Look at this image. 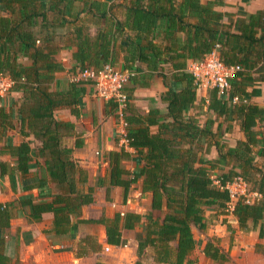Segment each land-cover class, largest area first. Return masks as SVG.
Returning <instances> with one entry per match:
<instances>
[{
	"label": "trees",
	"instance_id": "obj_1",
	"mask_svg": "<svg viewBox=\"0 0 264 264\" xmlns=\"http://www.w3.org/2000/svg\"><path fill=\"white\" fill-rule=\"evenodd\" d=\"M75 1L0 0V72L13 81L0 98V120L17 118L20 133H31L40 142L34 151L26 140L13 144L7 137L4 144V153L13 163L0 161V173H8L12 190L19 186L20 191L13 200L0 202V264H7L9 259L3 251L1 231L22 208L29 209L32 218L50 212L52 226L48 230L58 235L73 236L79 222L100 223L110 245H119L121 229L133 228L142 219V214L126 211L73 220L83 205L93 202L95 186L87 184V171L73 160L72 149L61 143L64 135L74 131V123L57 119L54 111L67 107L79 116L85 85L92 81L70 78L65 86L58 85L55 73L64 66L55 55L68 46L74 47L72 76L84 68L99 70L107 63L116 65L121 53V67L133 71L131 85H148L154 73L162 77L165 90L159 99L165 103L164 109L141 111L131 100L122 108L125 138L136 151V167L132 171L122 167L121 160L130 156L127 150H108L106 180L99 177L97 181V186L105 185L106 197L111 186L119 185L125 198L138 180L141 191L150 194L144 237L137 243L138 256L151 248L157 263L184 264L196 246L191 226L202 229L206 223L204 206L215 205L220 214H232L240 229H257L262 236L264 107L249 101L246 83L255 79L252 71L261 73L259 78L264 80V62L258 65V58L264 55V7L225 23L223 13L212 8L219 0H181L177 5L175 0H127L116 4L123 10L122 17L115 15L112 4L102 7L95 0H81L82 8L74 11ZM83 11L103 23L94 34L83 23ZM188 16L197 17L196 22ZM159 20L165 21L162 38L171 39L165 45L158 42V32H154ZM65 26L72 29L63 39L59 31ZM176 30L185 33L179 44L174 43ZM212 50L225 64L239 65L240 69L230 78L227 93L208 88L198 110L187 114L201 86L194 81L186 61L200 59ZM159 63H169L170 68ZM131 90L123 88L129 99ZM13 92H19L20 97L11 96ZM106 106L113 110L118 107L113 99H108ZM201 113L205 115L202 122ZM233 123L238 124L243 138L229 144L225 135ZM80 145L76 139L75 146ZM212 147L217 156L207 158ZM237 177L245 181L247 194L253 197L238 196L228 210L230 196L224 186ZM100 247L94 237L86 235L76 255ZM203 252L210 259H226L211 239L206 240Z\"/></svg>",
	"mask_w": 264,
	"mask_h": 264
},
{
	"label": "crops",
	"instance_id": "obj_2",
	"mask_svg": "<svg viewBox=\"0 0 264 264\" xmlns=\"http://www.w3.org/2000/svg\"><path fill=\"white\" fill-rule=\"evenodd\" d=\"M100 2L102 7L113 5V12L116 16L122 17V8L116 4L127 0H95ZM200 3H206L210 0H198ZM212 8L223 13L222 21L227 23L228 19L235 20L241 13L254 14L264 7V0H219ZM181 0H175L174 5ZM104 4V5H103ZM81 0L74 2L73 10L82 8ZM84 25L90 34H94L97 28L103 25L101 20H97L90 13H81ZM192 22H196L197 17L188 16ZM165 21L159 20L154 32H158L157 40L161 45L168 44L171 39L162 38ZM68 28V30H67ZM72 27L65 26L59 32L64 36ZM261 29H258V34ZM58 32V33H59ZM185 33L176 30L174 33V43L184 41ZM57 38V37H56ZM74 47L68 46L61 48L56 53L55 58L59 60L64 69L55 73L58 85L65 86V82L72 78L70 68L73 64L72 51ZM187 59V65L189 63ZM122 54L117 57L116 65L121 66ZM264 62V55L258 58V65ZM165 69H169V63H159ZM254 80L246 83V90L249 92V101L255 102L264 107V80L260 79L261 73L252 71ZM86 90L82 95L83 105L79 116H74L67 107L58 108L54 111L57 119L71 121L75 129L69 135L61 138L64 146L72 149L71 157L81 167L87 171V184L95 186L93 192L94 200L81 207V212L77 218H98L102 214L112 216L115 212L122 214L126 211L142 213L145 208L150 210V194L141 191V182L138 180L127 190L125 198L123 197V188L119 185L110 187L108 197L105 193V185L97 186L98 178L106 180L108 172V162L105 158V152L108 150H120L123 148L130 153L128 158L121 160L122 167L132 171L136 167L134 156L136 151L128 146L125 139V126L121 117L117 115L118 110H113L106 106L108 99L96 93L93 83L85 85ZM131 87V97L129 100L141 111H146L151 107L165 108V103L159 99V94L165 90L162 77L154 73L148 85H131L128 82L125 88ZM197 100L194 105L189 107L187 114H193L198 109L199 100L207 96L206 88H199L197 91ZM14 98H19V92H13ZM5 104V109L8 106ZM210 116H213L210 114ZM205 115L200 114L201 122ZM221 119V118H219ZM218 119V120H219ZM9 137L13 144H18L24 140L29 141L31 148L35 149L40 144L31 133L24 136L20 133L19 121L17 118H11L10 122L0 120V161L13 163V159L4 153V144ZM243 138V132L238 124L233 123L225 135L229 144H234L235 140ZM81 142L80 146H75V140ZM217 151L212 147L207 158H215ZM19 186L14 191L10 185L8 173H0V202H8L16 198L19 194ZM35 193L36 190H33ZM132 197L144 196V205L135 202L132 204ZM253 197V195H250ZM133 208H131L130 206ZM215 205L204 206L203 216L206 221L204 227L199 229L195 225L191 226L196 246L188 254L184 264H264V234L259 236L257 229L242 230L238 227L236 218L232 214H220ZM52 226V214L50 212L42 213L38 218H32L29 209L22 208L10 219L8 227L3 228L1 234L4 238V254L9 258L7 264H167L157 263L152 258L151 248H148L141 256L137 255V243L144 237L145 220L142 219L133 228L121 229V243L119 245H110L106 242L105 227L100 223L79 222L73 236L58 235L49 231ZM47 230V231H46ZM90 235L94 237L101 245L100 249L89 251L83 255H76V250L80 240ZM211 239L226 255L225 260H214L207 257L203 252V246L206 240ZM110 248L105 250V246Z\"/></svg>",
	"mask_w": 264,
	"mask_h": 264
},
{
	"label": "built area",
	"instance_id": "obj_3",
	"mask_svg": "<svg viewBox=\"0 0 264 264\" xmlns=\"http://www.w3.org/2000/svg\"><path fill=\"white\" fill-rule=\"evenodd\" d=\"M187 69L192 74L194 81L199 82L201 87L206 89L216 87L218 94H223L230 89V78L236 70L240 69V66L225 64L219 58L217 51L212 50L200 59L189 60ZM132 74L133 71L130 69L107 63L99 70L92 68L79 70L72 78L90 79L98 95L117 102V115L122 118V108L129 100V96L123 91V88L129 82V77ZM12 83V79L7 74L0 72V98L9 91ZM236 99L237 97L233 98L234 101ZM122 123L125 126V122L122 121ZM224 187L228 190L230 196V201L227 204L228 210L232 209L233 201L238 196L243 195L248 198L250 195L247 194V184L240 177L234 178L231 182L226 183ZM235 187H240L242 190L236 193ZM104 248L108 250L110 246L106 245Z\"/></svg>",
	"mask_w": 264,
	"mask_h": 264
},
{
	"label": "rangeland",
	"instance_id": "obj_4",
	"mask_svg": "<svg viewBox=\"0 0 264 264\" xmlns=\"http://www.w3.org/2000/svg\"><path fill=\"white\" fill-rule=\"evenodd\" d=\"M242 190V188H240V187H235V192L236 193H239L240 191ZM131 199H133L132 201V204H134V207L136 206V204H135V202L136 203H138V204H142V205H144L145 204V202H144V196H141V198L140 197H138V198H136V197H132L131 196ZM130 206H131V203H130ZM131 208H133L132 206H131ZM147 209L145 208L143 211H141L142 213L141 214H143V215H145L146 213H147ZM158 212H156L155 214H157Z\"/></svg>",
	"mask_w": 264,
	"mask_h": 264
}]
</instances>
